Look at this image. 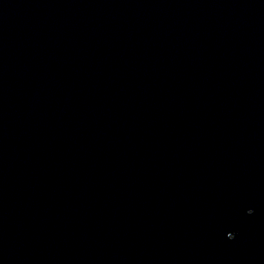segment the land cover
Segmentation results:
<instances>
[{
    "label": "water",
    "instance_id": "95a60500",
    "mask_svg": "<svg viewBox=\"0 0 264 264\" xmlns=\"http://www.w3.org/2000/svg\"><path fill=\"white\" fill-rule=\"evenodd\" d=\"M0 264H264V0H0Z\"/></svg>",
    "mask_w": 264,
    "mask_h": 264
}]
</instances>
